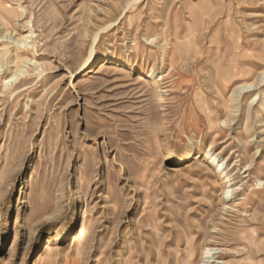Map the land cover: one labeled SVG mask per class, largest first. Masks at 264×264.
<instances>
[{"label": "rangeland", "instance_id": "obj_1", "mask_svg": "<svg viewBox=\"0 0 264 264\" xmlns=\"http://www.w3.org/2000/svg\"><path fill=\"white\" fill-rule=\"evenodd\" d=\"M198 1L0 0V264H264V0Z\"/></svg>", "mask_w": 264, "mask_h": 264}, {"label": "bare ground", "instance_id": "obj_2", "mask_svg": "<svg viewBox=\"0 0 264 264\" xmlns=\"http://www.w3.org/2000/svg\"><path fill=\"white\" fill-rule=\"evenodd\" d=\"M209 1V0H208ZM198 4H200L201 5V8H203V9H201V10H199L198 11V13H197V11H196V13H195V10L193 9L192 11H191V15L193 16V18H194V20H195V18H196V21L198 20V21H200V22H203V11L205 10V8L206 7H210L211 5H212V8H213V6H214V3H213V0H212V3H211V1H209L207 4H205L204 3V0H199L198 1ZM192 9V8H191ZM196 15H198L199 16V18H198V16H196ZM205 15V14H204ZM167 24V23H166ZM194 27L193 26H191L190 28H189V30H190V32H193L194 31ZM177 36V35H176ZM158 37V36H157ZM162 37V36H161ZM234 38V36L232 37V39ZM163 39V38H162ZM235 39H237L236 41H238V37H236L235 36ZM168 40V39H167ZM251 54V53H250ZM247 56H250L249 55V53L248 54H246ZM214 71V70H213ZM17 72L18 71H15V73H14V75L16 76L17 75ZM228 73H229V71H228ZM236 74V73H235ZM234 74V75H235ZM160 79H163V76H161V78ZM260 79L261 80H264V72L260 75ZM253 82H251V83H245V84H243L242 86H240V87H242V88H244V87H248V88H251L252 86L251 85H253L252 84ZM254 87V86H253ZM252 87V88H253ZM241 93H243V92H241ZM218 156V155H217ZM217 156H214V155H211L210 157L212 158V163H215V160L217 159ZM223 164H224V161L222 162V160H221V162L220 161H218L217 163H216V167L217 168H219V169H221L222 167H223ZM227 165V164H226ZM227 169H226V167H224V168H222V174L223 173H225V178H227L228 179V181L231 183V181H233L234 179L231 177V175H230V172L229 171H226ZM235 184L233 183V184H231V186H234ZM234 190H232V189H229V190H227V195L229 194V193H231V192H233ZM232 194V193H231ZM229 196H231L230 194H229ZM229 196H227V198L229 197ZM216 253H217V249L216 248H210V249H208V251H207V253H206V255L204 256V261H203V263L204 264H220V262H217V261H215V260H213L212 258H215L214 256L216 255ZM215 262V263H214Z\"/></svg>", "mask_w": 264, "mask_h": 264}]
</instances>
